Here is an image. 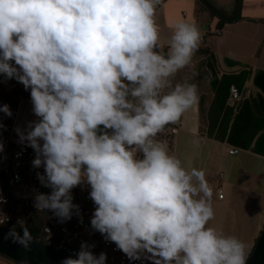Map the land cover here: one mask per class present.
<instances>
[{
  "label": "clouds",
  "instance_id": "1",
  "mask_svg": "<svg viewBox=\"0 0 264 264\" xmlns=\"http://www.w3.org/2000/svg\"><path fill=\"white\" fill-rule=\"evenodd\" d=\"M161 0H0V75L30 90L36 120L15 128L33 149L42 187L38 211L83 222L73 190L87 186L90 226L130 261L247 264L248 245L209 227L213 189L203 169L158 139L198 102V86L178 73L202 40L176 22L166 46L155 20ZM0 113L13 115L9 105ZM5 126L0 123V129ZM203 138L191 141L199 149ZM4 145L0 142V153ZM0 198V203H3ZM0 219V224L5 223ZM11 228L28 248L32 234ZM81 242L61 264H106Z\"/></svg>",
  "mask_w": 264,
  "mask_h": 264
},
{
  "label": "crops",
  "instance_id": "2",
  "mask_svg": "<svg viewBox=\"0 0 264 264\" xmlns=\"http://www.w3.org/2000/svg\"><path fill=\"white\" fill-rule=\"evenodd\" d=\"M208 1L233 19L236 0ZM155 20L164 46L176 22L195 23L203 37L200 45L204 47L198 49L208 48L215 56L216 69L211 73L202 55L208 81L198 92V102L171 125L177 126L178 133L170 151L205 171L213 189L214 218L208 226L244 241L250 254L264 227V119L260 109L264 94L254 84L255 76L264 72V0H243L241 20L221 30L218 19L202 10L199 0H161ZM203 28L214 32L211 44ZM195 65L193 59L176 79H189ZM232 86L239 90V101L231 99ZM36 119L31 99H21L10 132L12 140L18 143L15 128ZM197 137L203 142L194 149L191 141ZM233 147L240 150L238 155L229 154ZM220 190L223 198H219Z\"/></svg>",
  "mask_w": 264,
  "mask_h": 264
},
{
  "label": "built area",
  "instance_id": "3",
  "mask_svg": "<svg viewBox=\"0 0 264 264\" xmlns=\"http://www.w3.org/2000/svg\"><path fill=\"white\" fill-rule=\"evenodd\" d=\"M2 88L25 90L21 83L14 79L5 80L0 75V90ZM230 96L233 101L241 99L239 90L235 86L230 87ZM177 133V126L168 125L162 133L158 134V139L170 150L172 138ZM0 142L4 145V150L0 153V198L5 201L0 203V219L6 221L0 224V228L10 230L15 227L23 235L18 224L19 220H23L25 226L35 236L34 240L65 257L75 258L81 242H87L95 245L92 248L94 254L99 255L101 252L107 254L106 264H150L148 261H130L114 243L106 242L100 233L91 229L90 219L94 204L89 198L90 189L87 186L73 190L74 203L81 208L82 223L75 216L69 221L60 223L51 212L38 211L34 207L35 193L37 191L48 193L50 189L42 187L37 179L36 173L42 172L43 169L32 167V161L35 158L33 149L12 140L10 134L4 136L0 133ZM239 153L238 148L229 149L230 155ZM219 198H223L221 190Z\"/></svg>",
  "mask_w": 264,
  "mask_h": 264
},
{
  "label": "water",
  "instance_id": "4",
  "mask_svg": "<svg viewBox=\"0 0 264 264\" xmlns=\"http://www.w3.org/2000/svg\"><path fill=\"white\" fill-rule=\"evenodd\" d=\"M199 1L211 14L225 24H234L241 20L243 0H236V16L234 19L225 17L207 0ZM8 232L9 230L0 228V256L15 264H61L67 258L34 239L30 246L25 248L21 244L13 242L8 237ZM247 264H264V227L248 257Z\"/></svg>",
  "mask_w": 264,
  "mask_h": 264
},
{
  "label": "trees",
  "instance_id": "5",
  "mask_svg": "<svg viewBox=\"0 0 264 264\" xmlns=\"http://www.w3.org/2000/svg\"><path fill=\"white\" fill-rule=\"evenodd\" d=\"M208 1V0H207ZM208 3H210V5H212L215 9H217L220 13H222L225 17H227V15L221 10V9H218L214 4H212L211 2L208 1ZM199 4L201 6V8L208 12L212 17L216 18L213 14H211L202 4L201 2L199 1ZM236 16V9H235V12L233 14V17L232 18H235ZM225 25L224 22L218 20V25H217V29L218 30H221L223 28V26ZM199 52L202 51V55H204L206 57L205 59V62H206V66L208 67V70L212 72H214V70L216 69V59H215V56L210 52V50L208 48H205L203 50H198ZM228 63L229 60H227ZM232 64H236V62H232ZM254 84L262 91V93L264 94V72L263 73H260V74H257L254 78ZM211 86L214 87V84L211 82ZM12 95H14L16 97V99L14 100V102L12 103V105H10V109L13 113V115L11 117H7L5 116L3 113H0V123H2L5 127L3 129H0V133L4 136H7L10 134L11 132V128H12V124H13V120H14V117H15V114H16V110H17V106H18V103L21 99H31L30 97V90H24V89H21V90H17V92H14ZM7 104V103H6ZM260 109H261V114H262V117L264 119V100L260 102ZM33 238H35V236L32 235ZM258 238L256 239L255 241V244L257 242ZM255 246V245H254ZM254 248V247H253ZM250 256V254H249ZM248 256V257H249ZM0 258L4 259L5 261L7 262H11L12 264H15L14 262L0 256ZM248 260V259H247Z\"/></svg>",
  "mask_w": 264,
  "mask_h": 264
},
{
  "label": "rangeland",
  "instance_id": "6",
  "mask_svg": "<svg viewBox=\"0 0 264 264\" xmlns=\"http://www.w3.org/2000/svg\"><path fill=\"white\" fill-rule=\"evenodd\" d=\"M203 10V9H202ZM204 32V38L206 40H209L208 42L211 44L212 35H214L213 31H210V29L203 28ZM206 42V41H205ZM204 46L200 45L199 48H203ZM201 50V49H198ZM193 59L196 61L195 67L191 70L192 72H189L190 76V82H194L196 80L197 86H198V92H201L204 90L206 83L208 81L207 75L208 72L205 70V67L203 65V56L202 51L195 53ZM10 88V87H8ZM27 91V90H26ZM14 92H17V90L11 89H5L2 88L0 90V105H4L7 103V105H12L16 97L12 95ZM0 264H12L11 262H7L4 259L0 258Z\"/></svg>",
  "mask_w": 264,
  "mask_h": 264
},
{
  "label": "flooded vegetation",
  "instance_id": "7",
  "mask_svg": "<svg viewBox=\"0 0 264 264\" xmlns=\"http://www.w3.org/2000/svg\"><path fill=\"white\" fill-rule=\"evenodd\" d=\"M234 19V18H233Z\"/></svg>",
  "mask_w": 264,
  "mask_h": 264
}]
</instances>
